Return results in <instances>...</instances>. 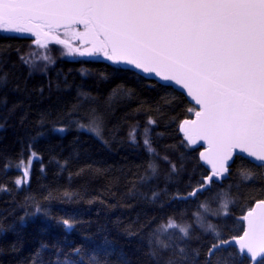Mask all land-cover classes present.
<instances>
[{"label":"snow or ice","instance_id":"1","mask_svg":"<svg viewBox=\"0 0 264 264\" xmlns=\"http://www.w3.org/2000/svg\"><path fill=\"white\" fill-rule=\"evenodd\" d=\"M0 33L31 40L26 52L15 50L29 77L56 65L50 45L81 63L103 60L98 79L119 83L106 99L77 86L51 130L86 132L109 152L119 144L147 157L136 171L119 169L116 176L95 161L71 172L78 152L63 161L53 155L49 163L68 172L69 186L38 198L31 180L34 161L45 174L35 149L45 135L39 130L0 169L5 176L17 172L11 186L0 183V193L24 195L0 212V235L15 236L0 254L11 253L15 264H264V0H0ZM61 76L56 73L58 81ZM10 83L0 71L5 122L20 107L10 104L9 92H27L26 84ZM62 84L57 92L71 95L67 76ZM52 87L49 81V96ZM38 91L42 98L45 89ZM50 116L44 110L37 118L44 125ZM161 124L174 132L163 152ZM73 176H110L112 196L113 187L125 188L111 207L141 205L127 223L115 222L127 249L106 236L103 244L93 236L74 241L82 221L65 211L58 220L63 237L41 241L20 259L22 228L33 217L51 216L47 202L82 198L70 190Z\"/></svg>","mask_w":264,"mask_h":264},{"label":"trees","instance_id":"2","mask_svg":"<svg viewBox=\"0 0 264 264\" xmlns=\"http://www.w3.org/2000/svg\"><path fill=\"white\" fill-rule=\"evenodd\" d=\"M30 45V39L10 38L9 34L0 33V61H2L0 71L8 72L11 81L9 88L17 81H19L21 89L25 87V84L27 86L26 93L9 92L10 104L19 102L20 107L7 122L0 120V124H3V127H0V169H2L6 157L15 160L21 150L26 148L27 141L31 140L33 136H38L39 130H43L45 135L39 136L35 149L43 156L45 174L42 175L39 172L38 161H34L32 166L31 190L32 194L38 198L40 193L46 189L63 190L69 186L68 172L59 173L56 165L49 163L53 155L63 161L64 158L78 152L79 163L69 166L71 172L77 171L85 162L93 161H95L94 166L110 167L111 174L116 176L120 175L119 169L136 171L142 160L147 158L142 149L115 144L113 150L109 152L89 133H78L75 129H71L61 135L51 130L65 102L71 101L76 95L77 86H83L84 90L90 91L93 96H100L102 99H106L112 89L116 87V83L119 82L104 83L96 75L104 68L105 62L103 60L88 63L74 61L61 56L59 45H50L51 55L56 59V65L50 66L46 74L35 72L29 77L27 70L21 66L15 50L20 49L22 52H26ZM81 69L89 72L90 75H82ZM57 72L62 73L59 81L56 77ZM64 76L68 77V83L73 86L71 95L58 93L55 88L57 83H61L63 88ZM49 81L53 85L51 96L47 91ZM40 88L45 89L42 98L38 91ZM143 98H147V96ZM155 99L158 97H154L153 101ZM44 110L50 112L51 116L44 125H41L37 117L39 112ZM116 112L121 114L122 109L117 107ZM158 131L164 133L158 147V150L163 152L164 143L174 142V132L170 131L165 124H161ZM25 155H27L26 152ZM16 175L15 168L11 169L7 176L0 170V183H7L11 186L10 182ZM110 179V176H99L90 180L85 176H73L70 190L79 192L82 198L67 203L60 200L47 202L50 203L51 216L45 217L41 214L33 217L22 228L24 246L23 250L17 254L20 259L28 257L39 247L41 241L52 243L63 237L64 228L58 223V220L65 211L77 215L78 219L82 221L76 226L77 231L72 236L74 241L79 242L84 236H93L97 243L103 244L106 236L113 241L117 248L127 249V237L122 234V231L117 230L115 222L119 219L127 223L129 217H135V213L139 211L141 205L135 204L132 208L111 207L117 200H122L125 188L123 183L118 186L119 190L113 187L111 191L116 194L112 196L109 191ZM23 199L24 195L20 193H0V212H5L14 201L19 202ZM8 222H11V217L6 222V226ZM100 226H105L106 230L100 231ZM14 240L15 236L11 232L0 235V246L7 248L8 244ZM0 264H15L13 255L11 253L0 254Z\"/></svg>","mask_w":264,"mask_h":264}]
</instances>
